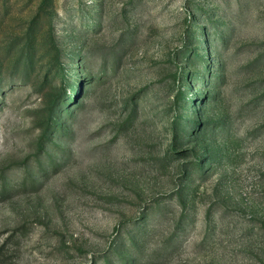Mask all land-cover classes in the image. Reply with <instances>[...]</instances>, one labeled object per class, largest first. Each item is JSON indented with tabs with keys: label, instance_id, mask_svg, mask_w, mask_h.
Here are the masks:
<instances>
[{
	"label": "rangeland",
	"instance_id": "rangeland-1",
	"mask_svg": "<svg viewBox=\"0 0 264 264\" xmlns=\"http://www.w3.org/2000/svg\"><path fill=\"white\" fill-rule=\"evenodd\" d=\"M0 264H264V0H0Z\"/></svg>",
	"mask_w": 264,
	"mask_h": 264
}]
</instances>
